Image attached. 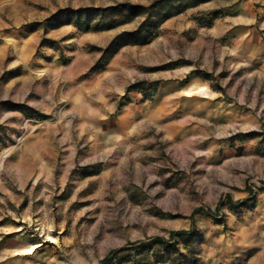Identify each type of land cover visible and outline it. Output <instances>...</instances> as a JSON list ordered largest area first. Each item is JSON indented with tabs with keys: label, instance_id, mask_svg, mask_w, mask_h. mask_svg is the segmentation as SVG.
<instances>
[{
	"label": "rangeland",
	"instance_id": "rangeland-1",
	"mask_svg": "<svg viewBox=\"0 0 264 264\" xmlns=\"http://www.w3.org/2000/svg\"><path fill=\"white\" fill-rule=\"evenodd\" d=\"M192 224L264 264V0H0V264Z\"/></svg>",
	"mask_w": 264,
	"mask_h": 264
},
{
	"label": "trees",
	"instance_id": "trees-1",
	"mask_svg": "<svg viewBox=\"0 0 264 264\" xmlns=\"http://www.w3.org/2000/svg\"><path fill=\"white\" fill-rule=\"evenodd\" d=\"M108 10L107 12H110ZM88 11H78L75 14H83ZM132 35V34H131ZM113 41L108 50L114 45ZM143 82L135 83L127 88L130 90H141ZM18 107V106H15ZM227 203L231 207L237 206L238 202H233L227 198ZM242 202L239 206H241ZM197 237L194 224L189 229L171 230L167 237L155 236L127 243L124 246L113 249L101 260V264L111 262H124L126 264H196V252L193 248V241ZM182 246V248H181Z\"/></svg>",
	"mask_w": 264,
	"mask_h": 264
},
{
	"label": "bare ground",
	"instance_id": "bare-ground-1",
	"mask_svg": "<svg viewBox=\"0 0 264 264\" xmlns=\"http://www.w3.org/2000/svg\"><path fill=\"white\" fill-rule=\"evenodd\" d=\"M197 92H198V93H201V94H203V95L206 94V92H205V90H204L203 88H200Z\"/></svg>",
	"mask_w": 264,
	"mask_h": 264
}]
</instances>
